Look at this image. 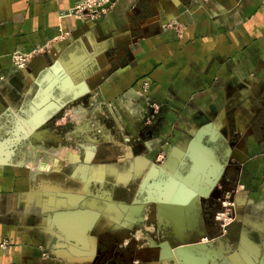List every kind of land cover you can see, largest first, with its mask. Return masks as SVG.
<instances>
[{"label":"crops","instance_id":"1","mask_svg":"<svg viewBox=\"0 0 264 264\" xmlns=\"http://www.w3.org/2000/svg\"><path fill=\"white\" fill-rule=\"evenodd\" d=\"M81 1L0 0V264H92L99 241L123 227L131 231L125 242L134 235L143 240L133 232L144 211L136 195L125 197L121 188L120 198L110 189L93 192L91 180L111 176L128 185L143 169V190L157 200L168 179L182 177L183 184L194 158L203 163L202 176L220 173L221 183L237 185L238 219L213 243L203 237L212 220L197 204L182 207L176 228L170 216L165 222L152 210L147 224L156 229L159 251L135 252L131 261L263 264L264 0H114L96 17L66 15ZM52 42L53 54L38 56L30 69L12 66V52ZM37 66H47L40 78ZM143 79L151 84L144 96ZM118 99L117 130L95 120L104 137L97 141L87 114ZM133 102L160 111L157 134ZM29 129L33 135L23 133ZM139 133L137 154L139 143L129 140ZM164 140L173 146L167 157L182 146L178 162L189 158L186 172L150 163ZM68 192L85 199L69 206L62 195ZM78 210L98 212L93 224L80 225L87 215L76 221L64 215Z\"/></svg>","mask_w":264,"mask_h":264},{"label":"rangeland","instance_id":"2","mask_svg":"<svg viewBox=\"0 0 264 264\" xmlns=\"http://www.w3.org/2000/svg\"><path fill=\"white\" fill-rule=\"evenodd\" d=\"M53 43L54 42L49 43V47L48 48H44L41 54L33 55V57L30 59V62L32 63L40 55H46V56L49 57V55H51V53H52V51H51L52 47L51 46L53 45ZM114 53H115V48L112 46L108 50L107 58H111ZM48 62L50 63V61H48ZM11 63H12V61H11ZM12 66L15 69H23V68H17L13 64H12ZM26 67H28L30 69L32 67V64L31 65L28 64ZM46 70H47V66L46 67L45 66L44 67L37 66L35 68L33 74L40 78L45 73ZM94 70H97V68H94ZM111 70L112 69L108 70L107 72H111ZM144 81H147V80H144V79L141 80L140 84L142 85ZM150 85H151L150 82L148 83L147 87H144L142 85V90L143 91L140 92L142 96L145 95V93L147 92L146 90L149 89ZM116 101H114V102L110 101V102H107L106 105H104V104L101 105L100 111L98 110L97 107L96 108L92 107L91 110L89 111V113L87 114V119L90 120L89 122H91V128H95L94 132H96V134H94V136L98 137V139H100L102 137V135L100 133V129L96 128L97 125L94 124L95 120H100L103 123H105L106 124L105 126L108 127L111 130V133H113V131H115V129L117 128V125L115 123V118L117 120L120 119L121 110H120V107H119V104H118L119 99L116 100ZM135 106H136V110L135 111L138 112L139 116H141V118H143L145 120L146 124H154L155 123L154 127H156L158 125L156 122H157V118L159 116V112L160 111L158 113L156 112V109H155L156 106L155 105L150 106L149 104H146V105L143 106V105H136L135 104ZM89 109H90V107H89ZM128 115H131V113H129ZM148 120L150 122H148ZM154 127H152L153 134H157L158 133V129L156 127L157 130L156 129L154 130ZM89 134H93V132H89ZM123 136H129V133L125 130ZM120 137L121 138H119V139L122 141L123 137L122 136H120ZM77 139L79 141H84L83 137H78ZM142 139H143V137L139 133L137 136H135L134 138H131V140H129V141H135V143L136 142L139 143V146L135 145L136 149L134 150L137 154L141 153L142 150H143L142 146L140 145V143L143 141ZM234 139H235V137H234ZM64 141H68L67 138H64ZM232 142H235V141H232ZM169 143H170V141L164 140V142L161 143V146L158 145V150H157L156 153L153 154L154 156H152V160H151L150 163L151 164H155V165H162L165 162L164 165H166V167H168V168L170 166L177 165L180 170H182L183 172H186L187 168L189 166V161H188L187 157L186 158L184 157V159L182 160L181 163L178 162V155L181 154L180 150L182 149V146L179 145L181 148H175L176 150L174 149L172 157H169V156L167 157V153H166L167 149H171V148L173 149V146L171 144H169ZM222 149H223V147L218 145V150L220 151ZM218 154H221V152H219ZM114 162L115 161H112V163H114ZM127 166H129V164ZM129 171H130V167H129ZM137 171L139 173L133 174L129 178L128 186L134 189L133 195H136L135 202L136 203L140 202V204L142 203L143 206H144V208H143L144 211L142 212V215L138 216V219H140L142 217L144 220L143 221H141V220L138 221L137 220L136 226L135 225L133 226V230H134L133 232L139 231L141 233V235H142L141 237H143V240H142L141 238H136L135 235H134L133 239L134 240L137 239L135 241L140 242V243H138V246H134V248H135V250H138L140 247H141V249L146 247V249L150 248L151 250L153 248L152 252L156 251L158 253L159 246L157 247V242H155L156 244L155 243L153 244V242H152V240L155 238L154 234H156V229L153 232H150V230H149L150 223L147 224V222H144V221H146L148 216L150 214H152V210H154V207H155L156 203L154 204V203L149 202V203L146 204L143 201V196L145 195V192L143 190L144 189V185H143L142 180H143V176L145 175V170L138 169ZM164 178H165V175H164ZM157 179H160V176ZM110 181H112V183H116L118 185H122L120 182L117 183L116 180H114L111 176H108L106 182H110ZM90 188L94 192L95 188H97V187L95 185H91L90 184ZM104 188L113 190L116 193V195L120 198V195H121L120 191L121 190L119 188H117V187L114 188V186L111 185V184H105ZM133 195L131 194V196H133ZM223 199L224 198L222 196L221 200H223ZM234 205H235V203H234ZM220 210H221V204H219V207L216 210V212H218ZM233 212H234L233 213L234 216L238 219V215H237L238 213H236L235 209L233 210ZM215 223H216V225L214 226V229L212 227L210 228L211 234L209 236H207V238H208L207 242L211 241V242L214 243L218 239H223L226 236L227 232H228L227 231L228 228H223L221 226L220 222L215 220ZM127 229H129V228H127V227L119 228L117 230L118 231L117 232V237H116V235H111V236L108 235L107 238H106V243H108L110 241H115V242L122 243L124 245L127 244L128 242H125V239H126L127 236H129L127 234L129 232H131V231H128ZM167 229H169V228H167ZM126 230H127L128 233H126ZM138 239H140V240L138 241ZM196 242H199V240H197ZM181 244L183 245V243H181ZM135 252H137V251H135ZM137 253H140V252H137ZM103 262H104L103 264H105L106 260H104ZM101 263H102V261L99 262V264H101Z\"/></svg>","mask_w":264,"mask_h":264},{"label":"bare ground","instance_id":"3","mask_svg":"<svg viewBox=\"0 0 264 264\" xmlns=\"http://www.w3.org/2000/svg\"><path fill=\"white\" fill-rule=\"evenodd\" d=\"M20 125H18L19 127ZM21 128V127H19ZM18 129H16L17 131ZM25 130H23V133L26 135L29 133L32 135L34 134V131L32 132V130H26L27 132H24ZM18 133V131H17ZM195 142H196V139H193V142H192V145H191V152L193 151L194 152V149H195ZM193 163H192V168H190V172L188 173V175L186 176V178L183 180V184H182V177L181 178H178L180 182H178V180L176 179H173V178H170L167 180V182H165L164 186L162 188H160V198L157 199L158 200V207H159V211L157 212L158 214V217L159 219L163 220L164 217H165V220L170 216L171 218H168V220L173 223V227L176 228V221L177 219H179L178 217H182V207H187L188 208H193L194 205H196L197 203H201L205 198L200 196V195H197V194H193L192 197L187 200V198L189 197L188 195V191L189 189L186 188V190H182V194L179 198H177L180 202H182V206L179 205L180 203H178V201L175 203L174 202V195H175V192L177 189H179L181 186H187L186 184L188 182L191 181L192 179V176L195 175V172L198 171L199 172V169L203 167V163L200 162V160L198 159H193L192 160ZM217 178V175H211V176H202V179L204 181H206L207 183H211L212 181H214L215 179ZM46 189V188H45ZM47 190H49L50 192L54 191V192H59L61 191L59 188L57 187H47ZM84 193H71V192H68V194H66L65 196V201L66 203L69 205V206H75L77 203L81 202V201H84L83 199V195ZM56 199V198H55ZM185 200H187V203H184ZM50 204H52V194H50V200H49ZM96 202V201H95ZM185 204V205H184ZM88 205L89 207H94V200H91L88 202ZM99 207V206H98ZM78 213H84L87 215V217L89 219H92L93 220V216H96V214L98 212H95V211H92V210H88V211H79ZM94 214V215H93ZM57 217V215H56ZM166 220V221H168ZM86 227H89L86 226ZM177 227H180L177 225ZM85 239V237H84ZM184 251H186V249H183V253H185ZM199 262V260H196ZM196 261H188L186 262V264H196L197 262ZM201 262V261H200ZM204 263V262H202ZM262 263L264 264V258L262 259Z\"/></svg>","mask_w":264,"mask_h":264},{"label":"flooded vegetation","instance_id":"4","mask_svg":"<svg viewBox=\"0 0 264 264\" xmlns=\"http://www.w3.org/2000/svg\"><path fill=\"white\" fill-rule=\"evenodd\" d=\"M103 139L104 137H101L100 139L96 137L97 141H103ZM233 144L234 143L232 142V145ZM236 186H237L236 184L234 185V184L221 183L220 178H219L216 186L213 188V190H211V192L206 197V199L202 201L204 203L197 204V207L198 206L200 207L203 213H205V216L209 217V219L212 220L213 229H214V226L216 225L215 220H214V215H215L216 210L219 207V204L221 203V197L226 191H229L231 193L235 192ZM232 197H233V194H232ZM154 210L155 212H157L156 204H155ZM147 221H148V218L144 222H147ZM210 234H211V230L209 229V231L205 233V236H209ZM138 243L140 242H137L134 239H132V241H129L125 245L119 242H115V241H110L108 243H106V241H103V240L99 241L98 243L99 249L97 251L96 258L94 259L92 264H99V262L101 261H104L107 259H113V258L115 259L120 258L122 262L121 264H133L131 259L134 256L135 251L142 253L144 256L146 254L153 253L152 252L153 248L151 250L150 248L146 249L145 247L141 249L140 247L138 250H135L134 246H138Z\"/></svg>","mask_w":264,"mask_h":264},{"label":"built area","instance_id":"5","mask_svg":"<svg viewBox=\"0 0 264 264\" xmlns=\"http://www.w3.org/2000/svg\"><path fill=\"white\" fill-rule=\"evenodd\" d=\"M112 2H114V0H82L72 11H69L66 15L77 18L96 17L101 13L102 10L105 9L106 5L112 4ZM48 47L49 43H46L42 46L34 47L29 51L16 50L10 55L12 64L17 68H25L28 64H31L30 59L33 57V55L41 54L43 49ZM148 83V81H144L142 85L147 87ZM223 198L224 199L221 200L220 203L221 210L215 213L214 220L220 222L223 228H228V226L233 221H235V216L233 214L234 202L232 199V193L226 191L223 194ZM204 238L207 239V236H204Z\"/></svg>","mask_w":264,"mask_h":264},{"label":"water","instance_id":"6","mask_svg":"<svg viewBox=\"0 0 264 264\" xmlns=\"http://www.w3.org/2000/svg\"><path fill=\"white\" fill-rule=\"evenodd\" d=\"M107 6V5H106ZM55 83H57L55 80H53ZM202 133H203V131L202 130H199L198 131V133H197V135L196 136H198V135H202ZM201 138V137H200ZM89 143H91V144H93V143H95L96 144V142H89ZM79 148L83 151L85 148H83L82 146L80 147L79 146ZM101 151H102V149H101ZM187 157V156H186ZM188 158V157H187ZM189 159V158H188ZM190 162V161H189ZM220 176H221V174L219 173V176L214 180V181H212L211 183H207L206 181H204L203 179H202V175L198 172V171H196L195 172V175H193L192 176V179H191V181L190 182H188L186 185L187 186H185V188H184V186H181L179 189H177L176 190V192H175V195H174V202L176 203L177 201H178V203H180L179 205H181L182 206V202H180L177 198H179L180 196H181V194H182V190L184 189V190H186V188L187 189H189V193H188V195H189V197L187 198V200H189L191 197H192V195L193 194H197V195H200V196H202V197H204L205 199H206V197L209 195V193L211 192V190H213V188L216 186V184L218 183V180H219V178H220ZM91 185H95L97 188H95V191L97 190V189H101V188H104L105 187V184H111V185H113L114 186V188L115 187H117V188H121V189H123L124 190V196L126 197V196H129L130 194H132L133 192H134V189L133 188H131V187H129L128 185H118V184H116V183H112V181H110V182H106V181H91V183H90ZM128 190H130L131 192H128ZM63 196H66L65 194H62ZM146 195V194H145ZM204 199V200H205ZM187 200H185V202L184 203H187ZM143 201H145V203L147 204V203H149V202H151V203H156V208H157V212L159 211V205H158V201L157 200H153V199H151L150 197H148L147 195H146V197L144 196V198H143ZM201 203H204V202H201ZM198 204V203H197ZM185 205V204H184ZM79 212V210L78 211H67L64 215H66V216H68V217H70L72 220H74V221H76V220H78L79 219V217H83L84 215H86V214H84V213H78ZM94 215V214H93ZM103 215H104V213H103ZM198 216L197 215V212H195V213H192V216ZM93 217H95V216H93ZM86 219V218H85ZM94 219V218H93ZM164 221L166 222V220L164 219ZM205 222H206V220H204ZM168 223V222H167ZM207 223V222H206ZM93 224V220L92 219H89V218H87V221L83 224V223H81L80 225L81 226H83V227H86V226H88V225H92ZM165 226L167 227H169L170 229H172V230H174L173 229V227L172 226H170L169 224L168 225H166L165 224ZM194 228H195V225H194V223L191 225V227H190V229H192V230H194Z\"/></svg>","mask_w":264,"mask_h":264}]
</instances>
